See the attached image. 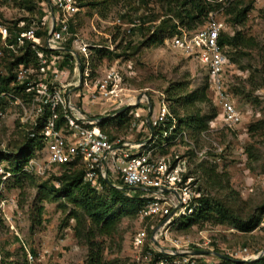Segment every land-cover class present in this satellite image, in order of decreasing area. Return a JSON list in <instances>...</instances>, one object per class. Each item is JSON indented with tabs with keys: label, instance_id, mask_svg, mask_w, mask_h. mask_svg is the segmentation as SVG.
I'll list each match as a JSON object with an SVG mask.
<instances>
[{
	"label": "rangeland",
	"instance_id": "1",
	"mask_svg": "<svg viewBox=\"0 0 264 264\" xmlns=\"http://www.w3.org/2000/svg\"><path fill=\"white\" fill-rule=\"evenodd\" d=\"M181 2L78 0L79 10L72 18V26L74 32L89 44L91 61L96 68L104 69L113 65L114 59L119 60L118 65L124 68V81L135 94L147 91L153 105L165 98L177 115L186 116L197 108H200L201 114H209L212 111L210 104L186 108L182 102L187 93L204 86L208 75L198 61L188 57L170 41V26L179 18L174 10H169ZM40 3V0H0V21L11 26L20 21L26 25L33 24L43 15ZM249 7L243 20L234 27L229 24L225 30L227 35L240 31L246 43L226 48L231 61L226 81L242 113V122L232 129L223 127L222 122L216 120V130L208 135L210 139L201 135L195 142L188 132L197 151L187 148L184 143L169 150L171 154L178 153L186 158L196 188L219 205L210 211L208 219H202L188 229L171 226L167 239H160L161 244L169 248H176L172 239H179L187 248H193L197 243L201 244V250L214 248L221 252L224 247L232 248L237 256L240 254L236 252L243 249L255 256L264 249V217L260 226L249 232L235 228L232 223L234 218L247 219L264 204V4L251 3ZM169 16L173 19H170L168 27L159 29L162 20ZM135 19H140L142 24L132 26ZM153 34L156 42L150 43L148 38ZM99 48H104L106 53L98 51ZM108 50L120 57L110 55ZM179 84L185 85L184 91H176ZM171 88L173 90L170 91ZM88 104L95 113L101 108H110L104 104ZM143 107L141 105L136 109L143 111ZM109 117L112 116L106 115L104 119ZM251 126L254 129L250 130ZM106 127L118 137L130 136L129 126L120 128L110 120ZM28 138L27 131L18 121L8 118L1 122L0 164L10 171L11 176L7 174L0 196V264H28L23 242L30 246L38 264H89L91 247L88 238L92 235L89 234L91 221L87 215L65 197L53 201L39 200L43 191L51 186L58 187L59 177L68 169L47 167L44 174L36 170L26 171L33 179L24 177L22 188L15 184V157ZM213 141L223 147L222 152L213 149ZM43 157L41 148H37L29 160L41 163ZM123 191L135 200L133 196L136 192ZM98 192L103 199L110 201L108 188L98 189ZM41 204L44 205L42 214L39 212ZM130 204L127 203L126 207L114 204L115 210L122 207L127 213L112 237L93 238L101 246L105 264H150L144 260L149 250L143 248L140 252L134 245V237L139 230L145 229L148 241L160 220L141 221L138 208L135 204L130 207ZM75 211L83 214L80 226L71 217ZM222 211L229 217L225 218Z\"/></svg>",
	"mask_w": 264,
	"mask_h": 264
},
{
	"label": "built area",
	"instance_id": "2",
	"mask_svg": "<svg viewBox=\"0 0 264 264\" xmlns=\"http://www.w3.org/2000/svg\"><path fill=\"white\" fill-rule=\"evenodd\" d=\"M202 1L212 7L204 24L189 29L177 23L170 41L207 70L209 90L219 106L218 116L202 132L203 138L210 139L208 135L216 130V120L232 129L242 122V113L226 81L231 64L228 45L220 43L221 33L231 25L226 10L239 2L255 5L264 4V0ZM42 6L45 15L33 24L20 21L12 28L0 21V124L12 118L27 131L28 137H40L43 142L42 162L31 159L24 170L44 174L47 167L78 162L85 167L84 179L92 187L103 189L104 179L120 190L142 191L144 204L139 219L160 220L148 241L145 229L134 237V245L140 252L146 245L149 247L144 256L149 263L153 249L168 256L156 264H216L222 259L218 254L234 260L255 258L257 255H249L244 249L237 251L240 254L237 256L232 248L224 247L221 252L214 248L201 250L200 243L187 248L179 239H172L176 248L161 244L160 239H167L171 226L203 206L204 195L196 188L186 158L169 152L183 143L197 151L195 143L187 130L169 139L177 123L169 103L162 98L153 105L147 91L132 92L124 81V68L118 65L119 60L104 69L93 68L89 44L71 28L72 18L79 10L78 0H43ZM137 24L142 21L135 19L131 25ZM22 56L26 59L17 62V57ZM89 102L110 108L95 113ZM141 105L143 111H137L136 107ZM125 107L128 109L124 111L129 110L131 116V134L112 138L100 122L106 115L117 116ZM170 119L171 126L158 129ZM212 144L215 151H223L215 141ZM162 147L167 152H162ZM7 174L11 176L0 164V196ZM22 245L28 264H38L30 246L26 242Z\"/></svg>",
	"mask_w": 264,
	"mask_h": 264
},
{
	"label": "trees",
	"instance_id": "3",
	"mask_svg": "<svg viewBox=\"0 0 264 264\" xmlns=\"http://www.w3.org/2000/svg\"><path fill=\"white\" fill-rule=\"evenodd\" d=\"M40 6L41 9H43L42 2L43 0H40ZM251 4V3H250ZM249 4V5H250ZM248 4H245V2H239L235 5L229 7L226 10V13L229 15V21L231 25L236 24L237 22L243 20L247 14L248 10L250 9ZM212 7L208 4H205L202 0H182L181 3H178L177 6L174 9H170V11H173L175 15L179 18V20H176L174 23L171 24L172 34L177 30V22L183 26H187L189 29L195 28L198 25L204 24L208 17V12ZM45 15V11L43 9V15L40 17V19ZM173 19V16L167 17V19L162 20L161 24L159 25V29H164L168 27V23L170 22V19ZM231 18V20H230ZM263 18H264V12H263ZM12 28L16 27V24L11 26ZM72 30L73 26L71 25ZM155 34L149 36L148 42L155 43L156 38L154 37ZM220 43L225 45H233V46H241L246 45L245 39L243 38L240 31H236L233 35H227L226 33L222 32L220 36ZM70 46V43L68 44ZM98 51L104 52L106 51L104 48H99ZM109 51V54L112 55L114 52ZM106 53V52H104ZM67 56H70V54H67ZM114 57H120L119 54L112 55ZM111 56V57H112ZM110 57V58H111ZM26 57H17V62L25 60ZM115 60V59H114ZM93 68L96 69L95 65L92 63ZM72 67V64H71ZM206 82L204 86L193 90L192 92H189L184 96L182 102L183 105L186 108L190 107H196L197 104H210L212 106V111L209 114H201L200 108H197L194 112L184 116V115H177L174 113L177 123H176V129L173 132V135L171 136V139H174L176 135L181 132L182 130H187L189 133H191V137L197 142L202 135V132L209 129L210 122L215 119L219 114V106L214 102L213 97L209 90V78L206 76ZM176 91L185 90L184 84H179L178 87L175 88ZM173 90V88L170 89V91ZM114 121L115 125L120 128H126L131 123V116L129 115L128 111H123L119 113L117 116L109 117L100 122V126L106 130L112 138L117 137L112 133V129L106 127L109 123V121ZM172 124V119L167 120L163 126H160L158 129H166ZM254 129V126L250 127V130ZM167 139V140H169ZM162 143V142H161ZM43 142L40 137L38 138H28V141L22 146V148L19 150V152L16 154L15 157V163H14V169L13 172L15 173L16 178V186L22 188V181L24 180V177H28L30 180L33 179L32 176H29V174L24 170L25 166L27 165L30 155L34 152L37 148H42ZM167 148L162 147V152H167ZM192 151V150H188ZM62 167L67 168V172H65L61 177H59V186H51L50 189L43 191L39 197L40 202L43 201H53L56 200L58 197H65L70 202L76 203V205L82 209V212L87 215V217L91 221V226L89 227V234L92 235L91 238H88V243L91 247L90 255H89V264H105L106 262L103 260L102 256V249L99 245V242H96L93 240V238H96L97 236H106V237H112V235L117 231L119 222L122 219V217L127 213V210L122 208L126 207L127 203H131L130 207L135 204V207L138 208V212L142 208L144 204V200L140 197L142 191H138L135 193V200H131L129 197L125 195V191L117 189L116 187L111 186L107 183L106 180L102 179V184L104 187L108 188L110 191V201L103 199L101 194L98 192V189L95 187H92L89 182H86L85 177V167L78 163L73 162L69 164H65ZM213 172L214 169H212ZM208 172V171H206ZM203 206L202 208L191 215L184 216L180 220L177 221L176 226L181 229H188L196 224H198L202 219H208L209 213L211 210H213L215 205H219L215 203L214 200L209 198V196L204 195L202 197ZM112 201V202H111ZM119 203L122 207L119 210H115V205ZM44 210V205L41 204L39 206V212L42 214ZM225 211V208H223ZM73 214L71 217H73L76 221L78 226L82 224V217L83 214H80L79 212H72ZM222 214L225 218L229 217L228 213ZM264 217V204H262L258 210V212H255L251 214L247 219L242 220L239 218H234L232 223L235 225V228L249 232L257 229L260 224L263 221ZM85 219V217H84ZM77 226V227H78ZM76 234L79 235V230L76 228ZM146 251L149 250V247L145 246ZM151 250V249H150ZM152 252V259L150 261V264H156V262L160 258L168 257L167 255L157 252L154 249L151 250ZM216 264H264V255L260 257L259 259H252L249 261H237L234 260L232 257H225L219 260Z\"/></svg>",
	"mask_w": 264,
	"mask_h": 264
},
{
	"label": "water",
	"instance_id": "4",
	"mask_svg": "<svg viewBox=\"0 0 264 264\" xmlns=\"http://www.w3.org/2000/svg\"><path fill=\"white\" fill-rule=\"evenodd\" d=\"M128 109V107H125L123 108V111ZM152 112V106L150 105V110H149V114H151ZM101 118V117H100ZM103 119V118H101ZM154 241L156 242V244H158L156 238H154ZM198 253V252H197ZM264 255V249L254 258V259H259L260 257H262ZM218 256H220L221 258H225L226 256L222 255V254H218ZM237 261H242V262H245V261H249V260H237Z\"/></svg>",
	"mask_w": 264,
	"mask_h": 264
}]
</instances>
